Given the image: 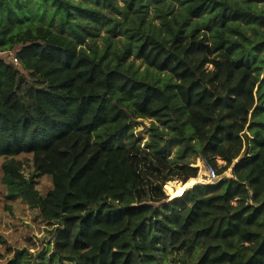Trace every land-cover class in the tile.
Here are the masks:
<instances>
[{
    "label": "trees",
    "instance_id": "16d2710c",
    "mask_svg": "<svg viewBox=\"0 0 264 264\" xmlns=\"http://www.w3.org/2000/svg\"><path fill=\"white\" fill-rule=\"evenodd\" d=\"M149 3L159 24L146 19ZM260 3L0 0L3 181L10 198L58 221L49 260L159 264L173 253L186 262L185 253L194 264H264ZM46 10L45 23L39 19ZM100 23L109 32L102 48ZM116 35L124 36L120 44ZM13 49L10 62L2 52ZM140 117L163 127L152 126L145 147L124 144ZM246 127H253V156L235 166L236 179L199 184L154 206L167 197V181L198 176V166L183 162L187 153L197 151L218 171L217 159L230 164ZM21 154L32 156L29 177L15 158ZM38 175L52 177L45 195L36 188ZM27 261L22 249L4 264Z\"/></svg>",
    "mask_w": 264,
    "mask_h": 264
},
{
    "label": "rangeland",
    "instance_id": "374dc122",
    "mask_svg": "<svg viewBox=\"0 0 264 264\" xmlns=\"http://www.w3.org/2000/svg\"><path fill=\"white\" fill-rule=\"evenodd\" d=\"M116 3L123 7L126 5V0H115ZM263 4L264 3H260ZM103 10L106 11L109 15L115 14L116 17H122L121 14H116L114 8H111L107 5L102 6ZM146 9V19H153L154 23L159 24V19L155 17V8L152 3H149ZM43 19L39 20L45 23L50 21V13L46 10L44 13ZM57 18L53 20V24H57ZM101 27L99 35L96 36V42L100 48L103 47V37L107 36L109 32L106 27L100 23ZM88 40L91 37L87 38ZM120 39H124L123 35H116L113 37L115 43L120 44ZM90 41V40H89ZM16 49H13L8 52H2V56L5 57L8 61H12L11 55H15ZM14 60V59H13ZM129 60H134L135 64L143 70L146 64L137 57L133 55ZM14 62H18L15 61ZM211 67V66H209ZM29 79V75L26 71L22 70ZM262 76V75H261ZM158 125L160 130L163 125L152 117L138 118L134 120L131 124L130 131L122 137V142L124 144H129L134 141L136 144H140L142 147H145L147 142H150L152 139V126ZM253 127H246L244 130L239 132L242 140L238 139L236 148L234 152L230 153V164L222 158H218V171L212 169L206 162V160L197 154V151L189 152L183 158L184 161L190 162L191 166H198L199 174L197 177H191L186 181L192 179H198L200 182L205 183H215L221 178H233L236 179L234 174L235 166L242 160L248 159L253 156ZM179 146L177 144L173 145L170 151V157H175L176 152ZM17 160L21 162L22 171L25 176L29 177L34 174L35 167L33 165L32 156L30 154H21L15 156ZM4 157H0V264H4L13 258L18 250H24L26 254L28 264H77L73 260L67 258L62 259L61 261L55 262L49 260V257L52 256L54 249V238H55V229L59 224L56 220H47L44 218L38 208H32L28 205L22 198H10L8 196V188L3 181L4 171L1 166L4 161ZM204 172L210 175L209 179H203L201 173ZM36 188L40 194L45 195L52 187L53 180L50 175H38L36 177ZM184 184L183 178L176 180H169L164 184V190L167 194V197L163 200L165 202L173 200L180 197V188ZM159 203L154 204L155 207H159ZM25 257V256H24ZM181 257L186 259L181 261L176 253H173L167 257V259L161 260L159 264H194V259H190L185 253L181 254Z\"/></svg>",
    "mask_w": 264,
    "mask_h": 264
},
{
    "label": "bare ground",
    "instance_id": "6f19581e",
    "mask_svg": "<svg viewBox=\"0 0 264 264\" xmlns=\"http://www.w3.org/2000/svg\"><path fill=\"white\" fill-rule=\"evenodd\" d=\"M196 182H200V180L198 179H192V180H189L187 182H185L182 187L180 188V196H182L189 188H191ZM202 183V182H200Z\"/></svg>",
    "mask_w": 264,
    "mask_h": 264
},
{
    "label": "water",
    "instance_id": "95a60500",
    "mask_svg": "<svg viewBox=\"0 0 264 264\" xmlns=\"http://www.w3.org/2000/svg\"><path fill=\"white\" fill-rule=\"evenodd\" d=\"M201 176L203 177V178H205V179H209L210 178V175H208V174H206V173H204V172H202L201 173ZM199 184H207V183H200V182H196L192 187H194V186H196V185H199ZM191 187V188H192ZM190 189V188H189ZM188 189V190H189ZM167 195V194H166ZM181 197V196H180ZM164 200V199H163ZM163 200H161L160 202H156V203H159L158 205H162V204H164V203H167V202H169V201H171V200H169V201H167V202H165V201H163ZM156 203H154V204H156Z\"/></svg>",
    "mask_w": 264,
    "mask_h": 264
},
{
    "label": "built area",
    "instance_id": "2783aa9c",
    "mask_svg": "<svg viewBox=\"0 0 264 264\" xmlns=\"http://www.w3.org/2000/svg\"><path fill=\"white\" fill-rule=\"evenodd\" d=\"M14 60H15V61H18V59H17L16 57H14Z\"/></svg>",
    "mask_w": 264,
    "mask_h": 264
},
{
    "label": "crops",
    "instance_id": "0c3cea01",
    "mask_svg": "<svg viewBox=\"0 0 264 264\" xmlns=\"http://www.w3.org/2000/svg\"><path fill=\"white\" fill-rule=\"evenodd\" d=\"M204 179V178H203ZM202 183H205L204 181Z\"/></svg>",
    "mask_w": 264,
    "mask_h": 264
}]
</instances>
